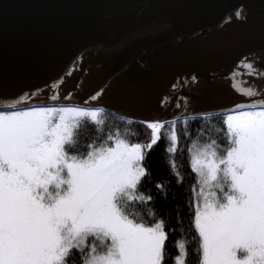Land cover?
Masks as SVG:
<instances>
[{"label":"snow or ice","instance_id":"snow-or-ice-1","mask_svg":"<svg viewBox=\"0 0 264 264\" xmlns=\"http://www.w3.org/2000/svg\"><path fill=\"white\" fill-rule=\"evenodd\" d=\"M234 16L246 19V9L238 7ZM163 28L142 20L109 44L126 48ZM67 75L14 95L0 90V264H168L166 257L189 264L190 241L179 238L175 255L167 252V222L156 197L141 190L149 175L146 153L161 139L171 174L183 186L175 160L182 137L191 141L189 230L197 264H264V85L257 83L264 81V50L242 56L228 73L231 89L243 97L228 108L193 109L183 91L189 82L177 78L159 100L173 114L143 121L146 143L132 142L119 128L105 135L106 115L115 111L99 103L105 87L72 102L81 84L61 95ZM90 125L97 138L80 151L81 128ZM156 187L167 200L163 182ZM131 203L146 211L129 213Z\"/></svg>","mask_w":264,"mask_h":264},{"label":"water","instance_id":"water-1","mask_svg":"<svg viewBox=\"0 0 264 264\" xmlns=\"http://www.w3.org/2000/svg\"><path fill=\"white\" fill-rule=\"evenodd\" d=\"M240 6L246 19L234 16ZM149 18L164 28L126 48L110 46ZM261 50L264 0H0V90L14 95L67 70L61 95L80 83L72 102H83L105 87L99 103L141 124L173 114L159 100L177 78L189 82L183 91L196 110L243 99L226 77L242 56ZM192 76L217 82L206 87Z\"/></svg>","mask_w":264,"mask_h":264},{"label":"trees","instance_id":"trees-1","mask_svg":"<svg viewBox=\"0 0 264 264\" xmlns=\"http://www.w3.org/2000/svg\"><path fill=\"white\" fill-rule=\"evenodd\" d=\"M222 117L217 118L216 124H221ZM119 128L122 135L130 138L132 142L146 143L150 139V131L144 124L131 122L127 120L117 118L111 114L106 115V121L103 125V132L106 135L110 130L114 131ZM192 133L196 134V124L192 125ZM97 138V131L95 126H88L84 128L82 126L79 135L80 151H86V145L88 142ZM191 141H186L181 138L178 152L175 155V160L181 176L183 177V186H178L176 177L171 174L168 164L169 155L165 153L164 148L166 141L161 139L151 150L146 153V158L143 164L149 171V175L146 176L141 184V190L148 192L156 197L155 208L158 213L166 220L167 229L169 231L168 239L166 241L167 252L171 255H175L176 249L174 248L175 240L184 238L189 243V264H197V256L193 253L192 249L196 248V243L192 241V234L189 230L191 214L189 212V206L192 203L191 187L194 183L195 177L191 173L189 167V155L187 152V144ZM157 182H163L165 189L167 190V200L158 195L159 190L156 187ZM179 206V211L177 210ZM127 210L131 214L137 212L144 213L146 210L139 204L131 203L127 206ZM174 229V231H173ZM168 264H172L170 258Z\"/></svg>","mask_w":264,"mask_h":264},{"label":"flooded vegetation","instance_id":"flooded-vegetation-1","mask_svg":"<svg viewBox=\"0 0 264 264\" xmlns=\"http://www.w3.org/2000/svg\"><path fill=\"white\" fill-rule=\"evenodd\" d=\"M197 80H198V82H196L197 84L202 83V85H203V86H206V87L211 86L213 83H216V82H217V80H215V79H212V80H210V81H207V80H200V79H197ZM211 83H212V84H211Z\"/></svg>","mask_w":264,"mask_h":264}]
</instances>
